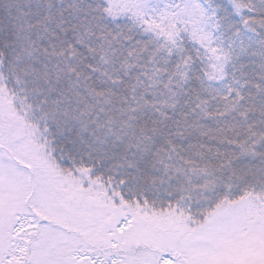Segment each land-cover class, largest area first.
<instances>
[{
	"label": "snow or ice",
	"instance_id": "1",
	"mask_svg": "<svg viewBox=\"0 0 264 264\" xmlns=\"http://www.w3.org/2000/svg\"><path fill=\"white\" fill-rule=\"evenodd\" d=\"M0 264H264V0H0Z\"/></svg>",
	"mask_w": 264,
	"mask_h": 264
}]
</instances>
